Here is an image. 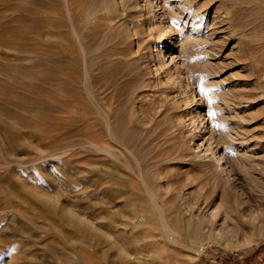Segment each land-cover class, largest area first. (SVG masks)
<instances>
[{"label":"rangeland","instance_id":"1","mask_svg":"<svg viewBox=\"0 0 264 264\" xmlns=\"http://www.w3.org/2000/svg\"><path fill=\"white\" fill-rule=\"evenodd\" d=\"M141 224L153 264H264V0H0V264Z\"/></svg>","mask_w":264,"mask_h":264},{"label":"bare ground","instance_id":"2","mask_svg":"<svg viewBox=\"0 0 264 264\" xmlns=\"http://www.w3.org/2000/svg\"><path fill=\"white\" fill-rule=\"evenodd\" d=\"M227 195H228V197H232L231 191H227L224 194H222V198L225 199ZM228 197H227V199H230ZM234 198H233L232 202H235L236 203V209H239L240 204L237 205V201H236L237 199L235 200ZM209 204H211V203H209ZM112 225L114 226V224H109V226H112ZM153 225L154 224H141L140 231L138 233L129 234L128 236H125V238L123 237V239H119L117 245L115 243L110 244V246L108 247V250L106 249V254H108V251L115 249V253L117 255L116 259L119 260L120 263L122 261V262H125V264H153V262L156 261L155 258H149L148 257V259H146L147 258L146 257L145 258L146 260H143L141 255L146 253V252L150 253L152 250H155L157 248L156 247V241H158L157 243L162 242L165 240V238L167 236L165 232H159V231H157V229H153V227H152ZM110 231L111 230L109 229V233H111ZM153 237L154 238L156 237L155 239H157V240L153 239ZM160 250H162L161 251L162 253H164V254L166 253L165 252L166 250L163 249V247L160 248ZM91 254L92 253L83 255L82 258L80 259L79 263L80 264H105L102 261V259H99L98 257L91 255ZM110 257H114V256H110ZM167 257H168V259L167 260L165 259L167 262L164 264H167L169 259H170L169 256H167ZM109 264H110V262H109Z\"/></svg>","mask_w":264,"mask_h":264}]
</instances>
